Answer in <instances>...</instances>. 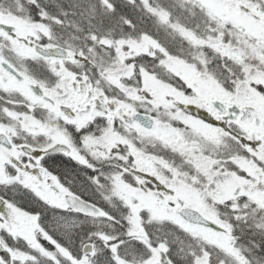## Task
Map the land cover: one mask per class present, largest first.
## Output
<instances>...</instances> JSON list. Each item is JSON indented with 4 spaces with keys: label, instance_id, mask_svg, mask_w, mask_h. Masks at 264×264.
Here are the masks:
<instances>
[{
    "label": "snow or ice",
    "instance_id": "1",
    "mask_svg": "<svg viewBox=\"0 0 264 264\" xmlns=\"http://www.w3.org/2000/svg\"><path fill=\"white\" fill-rule=\"evenodd\" d=\"M0 264H264V0H0Z\"/></svg>",
    "mask_w": 264,
    "mask_h": 264
}]
</instances>
